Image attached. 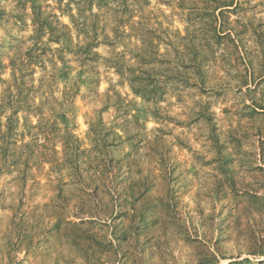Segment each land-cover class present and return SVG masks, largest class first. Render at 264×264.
<instances>
[{
  "label": "rangeland",
  "instance_id": "374dc122",
  "mask_svg": "<svg viewBox=\"0 0 264 264\" xmlns=\"http://www.w3.org/2000/svg\"><path fill=\"white\" fill-rule=\"evenodd\" d=\"M60 3L0 0V264H264V0H126L151 97L128 26L93 3L82 64Z\"/></svg>",
  "mask_w": 264,
  "mask_h": 264
},
{
  "label": "trees",
  "instance_id": "16d2710c",
  "mask_svg": "<svg viewBox=\"0 0 264 264\" xmlns=\"http://www.w3.org/2000/svg\"><path fill=\"white\" fill-rule=\"evenodd\" d=\"M76 5L77 17H74L70 14L71 19L75 26H77L79 33L83 35V45H78L75 49V53L77 55V59L85 64L90 60H95L99 58V55L93 51L99 41L97 40L100 33L94 32L95 30H88L87 17L84 16V11L90 10L93 3H95L98 7H105V12H111L113 14L114 21V31L116 27L128 26L129 31L126 33L125 30H121L118 33H115L111 44H113L117 38H121L122 36L135 35L136 38L141 41L142 45L140 47H135L128 50L130 58L126 59L123 53H116L113 58L109 60L111 67H114L116 72L121 76L125 77L130 84L131 89L139 95L151 97L154 95L152 90L149 88V84L147 80L143 77V74L146 73L144 70H140V68H136L135 64H151L153 62V57L163 56L160 54L158 50H155L152 43L150 42V38L144 29V24L140 21H131V14H128V6L126 0H72ZM61 0H56V3L59 4V7L62 5ZM114 3L113 6H110L109 3ZM66 10L69 12L70 2H66L64 5ZM36 7L35 16L38 17L37 21L39 24L35 30V34L32 37L35 43H39L44 36V33L48 32L50 34V39H54L55 41H59L61 37L65 36L62 32H58L55 28L51 26V21H42L40 20L42 12L39 9V6H33V10ZM92 14V13H90ZM93 15V14H92ZM95 18L98 17L97 14L93 15ZM56 18V16H53ZM57 28L64 29L65 25H61L58 20ZM90 27V26H89ZM48 29V30H47ZM105 39L108 40L107 37ZM65 49V48H64ZM51 50V49H50ZM58 50V49H56ZM135 59L134 62L131 60ZM139 60V61H138ZM143 61V62H141ZM29 63L28 62H20L16 69L21 71L24 69ZM26 69V68H25Z\"/></svg>",
  "mask_w": 264,
  "mask_h": 264
}]
</instances>
